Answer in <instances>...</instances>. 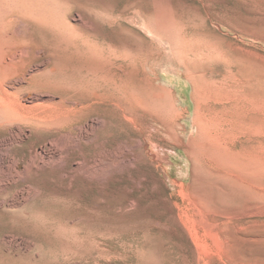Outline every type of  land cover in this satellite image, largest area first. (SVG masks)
Segmentation results:
<instances>
[{
	"label": "rangeland",
	"instance_id": "374dc122",
	"mask_svg": "<svg viewBox=\"0 0 264 264\" xmlns=\"http://www.w3.org/2000/svg\"><path fill=\"white\" fill-rule=\"evenodd\" d=\"M57 2L60 21L78 38L28 19L11 28L28 36L33 55L40 46L51 53L35 83L56 98L45 96L54 104L40 113L54 118L94 94L111 104L100 106L104 124L74 153L81 167L73 183L61 175L67 160L14 185L30 183V199L0 209L1 264H264V0ZM109 51L128 56L127 99L118 78L103 89L101 76L113 77ZM141 82L161 103L157 127H148L133 97ZM124 108L134 114L126 124ZM90 115L59 130L22 124L33 133L11 147L17 127L2 124L1 157L28 158L52 137L69 141ZM124 126L127 160L117 163ZM146 134H154L149 148ZM96 158L107 166L90 179ZM15 189L0 188V201ZM12 234L29 246L10 243Z\"/></svg>",
	"mask_w": 264,
	"mask_h": 264
},
{
	"label": "bare ground",
	"instance_id": "6f19581e",
	"mask_svg": "<svg viewBox=\"0 0 264 264\" xmlns=\"http://www.w3.org/2000/svg\"><path fill=\"white\" fill-rule=\"evenodd\" d=\"M57 6V0H6L4 7L0 4V128L2 124H11L17 127L11 139L6 140V144L11 147L21 143L24 138L29 137L33 133L32 128L24 129L22 124H35L38 126L49 125L55 130H59L60 127L70 124L74 120L79 121L84 111H90L91 115L86 123L82 125L77 124L76 135L72 136V139L70 138L69 141H62L57 137L49 138L42 142L43 144L41 146H34V148L30 150L31 155H29L28 158L24 157L14 160V157H12L10 161L4 162L1 157L0 140V168L5 169L6 173L5 176L0 177L1 189L2 187L11 186L15 189L14 185L20 182L24 176L31 173H33L34 176H40L47 171V168L51 166H58L60 168V165H64L67 160H69L72 165L71 167L63 169L61 175L63 178H66L70 184L73 183L78 178V170L80 169L79 167H81L80 158L74 155V153L83 148L84 140L88 143L91 142L92 136H94L98 127L104 124L101 118L100 106L104 103L111 104L109 98L103 99L100 98L99 95L94 94L88 101H75L73 105H66L65 109L59 114H53L54 118H49L48 114L50 113H40V109L44 106L54 104L53 101H45V96L51 95L52 98H56L54 94L45 90L46 83L41 86L35 83L36 78L42 77L45 75L46 71H48L46 65L51 57V53L48 52L46 48L40 46L37 56L33 55L32 50H34V47L31 40L28 39V36L26 34H24L25 36L18 35L19 33L16 34L11 28L20 20L28 19V21H33V24L35 23L36 26L42 30L54 29L60 32H68L72 35V37L70 36L71 38H78V36L71 31V29H74L71 24L68 23V25H66L67 23L60 21V14H57L59 11H57ZM17 38L22 40L18 43L16 42ZM38 55L41 59L35 62ZM105 58L109 59L108 61L112 64L111 70L113 73V77L106 74L101 76V79L104 81L103 89L105 93H108L109 89H111L110 81L115 77L118 78V81L119 79L121 81L120 83L118 82L119 85L117 87L122 96L121 99H127L129 90L126 79H128L130 66L127 54L121 51L119 53L109 51ZM25 62H31V65L26 72H22L19 70V67H21L23 63L26 64ZM28 75L31 77L30 79ZM112 82L116 83L115 81ZM87 84H89V82H87ZM82 85H85L84 77L76 78L73 86L81 88ZM21 92L25 93V99L23 98V101H17L18 99L16 100L17 97L15 96ZM133 93L134 99L136 101L138 100L137 102L140 103L138 107L141 108L143 117L146 116V120L149 122L148 127H157L156 125L160 123L157 114L162 108L159 99L153 98L147 86L142 82L133 90ZM137 113L138 112H136V114ZM121 115L124 124L134 118V114H129L126 108L123 109ZM51 119H54V121L50 122ZM145 129L146 128L143 126L141 129L142 134L147 131ZM150 130L153 129L150 128ZM122 131L124 139L121 146V153L120 155L118 154L119 162L116 160L117 163L127 160L128 147L126 137L128 130L126 126L123 127ZM153 135L151 137L147 134L145 135V148H149L154 143L152 139ZM82 151L83 150H81V152ZM103 159L96 158L94 162L92 161V169L87 172L90 179L95 178L99 170L107 166L108 159H105V161H103ZM87 162H89V160ZM30 191L31 184L24 182L21 187H17L14 190L13 194L11 191L5 193L0 201V209H18L25 206L29 202ZM9 238L10 243L19 244V246L24 245L25 247L29 246L26 240L20 235L12 234L9 235Z\"/></svg>",
	"mask_w": 264,
	"mask_h": 264
}]
</instances>
